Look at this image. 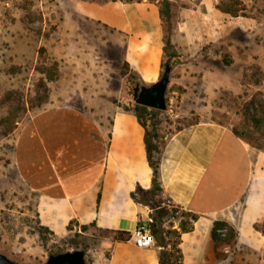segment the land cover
Wrapping results in <instances>:
<instances>
[{
  "label": "rangeland",
  "instance_id": "1",
  "mask_svg": "<svg viewBox=\"0 0 264 264\" xmlns=\"http://www.w3.org/2000/svg\"><path fill=\"white\" fill-rule=\"evenodd\" d=\"M12 1L0 0V253L18 264H43L51 255L81 251L92 264L101 254L98 237L72 225L60 237L40 224L41 200L17 171L16 141L34 116L57 107L84 112L109 129L116 110L134 109L138 81L124 63L122 37L79 18L66 0ZM152 1L167 11L164 30L176 54L166 59L172 68L167 109L144 119L156 143L163 147L180 130L217 123L240 136L264 174V161L257 160L264 158V0H242L245 12L236 18L221 13L218 0ZM259 189L248 216L264 213ZM246 199L223 217L236 226ZM164 204L171 206L167 230L191 225L182 209ZM167 238L178 242L174 233Z\"/></svg>",
  "mask_w": 264,
  "mask_h": 264
},
{
  "label": "crops",
  "instance_id": "2",
  "mask_svg": "<svg viewBox=\"0 0 264 264\" xmlns=\"http://www.w3.org/2000/svg\"><path fill=\"white\" fill-rule=\"evenodd\" d=\"M12 3L7 0L6 5ZM66 3L79 18L122 37L124 63L141 84L160 79L166 56L158 1ZM145 140L146 130L129 111L116 110L109 129L70 107L34 116L18 135L15 163L21 179L41 200L40 224L62 237L70 225L78 232L81 226H93L95 232L133 234L140 223H148L151 209L131 198L137 188L148 191L153 185ZM257 160L264 158L259 155ZM160 181L162 200L197 218L191 231L180 233L182 264H264V236L255 228L264 223V213L258 218L247 215L262 193L264 174L257 173L250 148L232 130L212 122L174 133L162 150ZM244 197L235 226L230 216H223ZM215 221L235 226L237 246L216 249ZM93 234L83 233L97 238ZM98 247L104 255L98 254L92 264H160L162 248L156 246L139 249L133 240L101 238Z\"/></svg>",
  "mask_w": 264,
  "mask_h": 264
},
{
  "label": "trees",
  "instance_id": "3",
  "mask_svg": "<svg viewBox=\"0 0 264 264\" xmlns=\"http://www.w3.org/2000/svg\"><path fill=\"white\" fill-rule=\"evenodd\" d=\"M117 1V0H113ZM121 2H134V1H140V0H119ZM218 6L217 9L228 16H231L233 18L239 17L244 14L245 8L242 3V0H218ZM160 13L162 20L167 15V11L161 10ZM164 24V21H163ZM165 31V30H164ZM165 48L164 53L166 56V59H174L176 57V54L173 52V46L171 43V39L169 36H166L165 33ZM168 60V61H169ZM165 61L163 63V71L167 65H169V62ZM128 67V66H127ZM137 78V77H136ZM138 81V80H137ZM138 85L145 86L141 84L138 81ZM129 112H132L136 115L138 118V121L140 124L144 127L146 130V150H147V157L149 165L153 171V185L152 188L148 191H145L141 188H137L135 192L131 194V198L133 201L137 204L149 207L151 209L150 214V221L148 222L149 227L151 229V233L155 239V246L158 248H162L160 250V264H182V254L179 249L180 244V233L181 232H188L191 231L193 226V222L197 220L196 216H192L188 212H185L183 210V215H186L187 217H190L191 219V225L186 224V222H182L178 230H167V227L165 226V217L167 216V213H169L170 210H168V207L164 205V201H162V187H161V181H160V163H161V157H162V150L165 146L166 142L163 144V147H160L156 143L157 136L154 134L152 135L147 127V116L156 114V110H150L146 107H142L139 105H135L134 109L132 111L126 110ZM14 127V122H10V127L8 130L4 131L5 135H9ZM238 137H240L237 133H235ZM156 199H159V201H156ZM164 206H166L164 208ZM174 209H179V207L172 206ZM181 209V208H180ZM174 227V226H171ZM93 226H81V231L83 233H88L92 229ZM256 230L260 231L262 235L264 236V223L259 226L256 225ZM221 230H226V234L224 237L219 233ZM173 231V232H171ZM95 232V231H94ZM97 234H94V236L98 237V239L101 238H109L112 241L116 242H127L130 241L132 238V234L128 232L123 231H103L98 230L96 231ZM171 233H174L177 238L178 242L173 243L172 245L169 242V239L167 238L168 235H171ZM212 237L216 243V249H219L221 246L225 245H238L237 240V231L230 227L227 223L223 221H215L214 228L212 231Z\"/></svg>",
  "mask_w": 264,
  "mask_h": 264
},
{
  "label": "water",
  "instance_id": "4",
  "mask_svg": "<svg viewBox=\"0 0 264 264\" xmlns=\"http://www.w3.org/2000/svg\"><path fill=\"white\" fill-rule=\"evenodd\" d=\"M172 68L167 65L160 79L148 86H137L133 92V103L150 110L166 111V93L171 83ZM0 264H18L0 253ZM43 264H87L85 254L81 251L51 255Z\"/></svg>",
  "mask_w": 264,
  "mask_h": 264
},
{
  "label": "built area",
  "instance_id": "5",
  "mask_svg": "<svg viewBox=\"0 0 264 264\" xmlns=\"http://www.w3.org/2000/svg\"><path fill=\"white\" fill-rule=\"evenodd\" d=\"M219 233L224 237L226 230H221ZM131 240H133L135 246L139 249H150L155 246V239L148 223H140L133 232Z\"/></svg>",
  "mask_w": 264,
  "mask_h": 264
}]
</instances>
